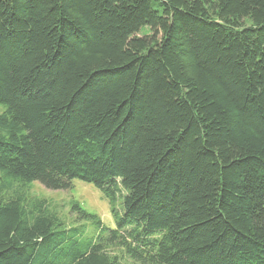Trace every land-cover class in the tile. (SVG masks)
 <instances>
[{"label": "trees", "instance_id": "obj_1", "mask_svg": "<svg viewBox=\"0 0 264 264\" xmlns=\"http://www.w3.org/2000/svg\"><path fill=\"white\" fill-rule=\"evenodd\" d=\"M0 106V264H264V0H0Z\"/></svg>", "mask_w": 264, "mask_h": 264}, {"label": "rangeland", "instance_id": "obj_2", "mask_svg": "<svg viewBox=\"0 0 264 264\" xmlns=\"http://www.w3.org/2000/svg\"><path fill=\"white\" fill-rule=\"evenodd\" d=\"M149 30H145L142 34H148ZM4 108L0 106V114ZM23 192L29 199H40L48 202L49 207L55 211L60 218L68 224L78 222V224L86 223L88 227H93L88 221H79V212L76 208H81L84 211L99 217L104 226L108 228H116V222L111 214V208L108 201L103 197L102 192L93 185L75 181L72 188L62 191H52L46 189L39 183H34L30 189H24ZM4 200H7L8 195H0ZM121 211V203L117 205Z\"/></svg>", "mask_w": 264, "mask_h": 264}]
</instances>
